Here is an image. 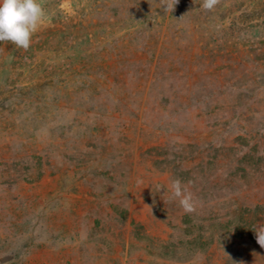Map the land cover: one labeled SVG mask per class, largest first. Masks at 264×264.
Instances as JSON below:
<instances>
[{
  "label": "rangeland",
  "instance_id": "1",
  "mask_svg": "<svg viewBox=\"0 0 264 264\" xmlns=\"http://www.w3.org/2000/svg\"><path fill=\"white\" fill-rule=\"evenodd\" d=\"M202 3L43 0L0 42V264H264V0Z\"/></svg>",
  "mask_w": 264,
  "mask_h": 264
},
{
  "label": "clouds",
  "instance_id": "2",
  "mask_svg": "<svg viewBox=\"0 0 264 264\" xmlns=\"http://www.w3.org/2000/svg\"><path fill=\"white\" fill-rule=\"evenodd\" d=\"M179 0H159L164 12H172ZM220 0H203L200 5L204 10H212ZM43 0H0V42H11L18 48L28 50L32 36L46 21ZM162 187L157 186V191ZM172 196L178 198L185 212L194 210L193 194L182 186L179 179L171 181ZM256 231V239L264 247V226Z\"/></svg>",
  "mask_w": 264,
  "mask_h": 264
},
{
  "label": "trees",
  "instance_id": "3",
  "mask_svg": "<svg viewBox=\"0 0 264 264\" xmlns=\"http://www.w3.org/2000/svg\"><path fill=\"white\" fill-rule=\"evenodd\" d=\"M240 217H242V215H240ZM187 223H189V222L187 221ZM189 225H191V224H189ZM200 227H201V224H199V228ZM187 237H190V238H187L185 246L188 244L190 246V248H192L193 250L200 249V248L205 246L204 240L202 238V235H197V236L194 235V236H192V234H188ZM165 246H166V249H168V250L171 249L174 252V255H175L174 257H177L176 255L178 253L177 252L178 251V247L175 244L168 243ZM164 255H166V254L164 253ZM167 257H170L169 253H167Z\"/></svg>",
  "mask_w": 264,
  "mask_h": 264
}]
</instances>
